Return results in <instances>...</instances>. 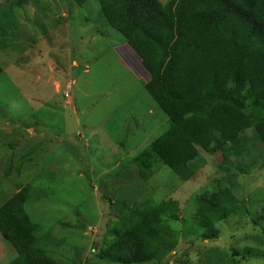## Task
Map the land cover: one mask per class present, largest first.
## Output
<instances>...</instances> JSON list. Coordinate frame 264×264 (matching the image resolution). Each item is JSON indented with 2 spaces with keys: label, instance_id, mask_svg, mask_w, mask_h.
Wrapping results in <instances>:
<instances>
[{
  "label": "rangeland",
  "instance_id": "374dc122",
  "mask_svg": "<svg viewBox=\"0 0 264 264\" xmlns=\"http://www.w3.org/2000/svg\"><path fill=\"white\" fill-rule=\"evenodd\" d=\"M0 20V207L31 187L27 211L48 238L51 258L114 264L100 259L120 222L114 204L175 201L178 241L150 264H264L262 145V159L228 162L223 151L200 150L206 165L187 183L156 162L146 182L135 159L171 124L113 50L123 39L100 4L0 0ZM213 107L209 102L197 115ZM225 190L236 210L217 225L219 238L206 241L196 222L201 199ZM17 257L0 235V264Z\"/></svg>",
  "mask_w": 264,
  "mask_h": 264
},
{
  "label": "trees",
  "instance_id": "16d2710c",
  "mask_svg": "<svg viewBox=\"0 0 264 264\" xmlns=\"http://www.w3.org/2000/svg\"><path fill=\"white\" fill-rule=\"evenodd\" d=\"M73 1L83 7L89 0ZM95 1L107 25L141 60L150 76L145 90L171 124L135 159L141 179L149 181L153 165L161 162L187 183L206 165L200 150L223 151L227 162L263 158L256 146L264 147V0ZM3 18L8 24V15ZM209 102L214 107L199 117ZM31 199L27 186L0 207V235L18 255L11 264H61L49 256L48 238L29 216ZM201 202L198 232L206 241L216 240L217 225L234 213L237 199L225 190ZM114 206L120 222L101 260L150 264L172 252L177 202Z\"/></svg>",
  "mask_w": 264,
  "mask_h": 264
},
{
  "label": "crops",
  "instance_id": "0c3cea01",
  "mask_svg": "<svg viewBox=\"0 0 264 264\" xmlns=\"http://www.w3.org/2000/svg\"><path fill=\"white\" fill-rule=\"evenodd\" d=\"M116 53V55L119 57L123 63L130 69H135L137 71V79H143V84H147L150 81L149 74L145 71V69L142 67L141 60L139 57L135 54V52L128 46L123 45L120 47H116L113 49ZM142 67L143 70L139 68V65ZM134 70V71H135ZM142 81V80H140Z\"/></svg>",
  "mask_w": 264,
  "mask_h": 264
},
{
  "label": "built area",
  "instance_id": "2783aa9c",
  "mask_svg": "<svg viewBox=\"0 0 264 264\" xmlns=\"http://www.w3.org/2000/svg\"><path fill=\"white\" fill-rule=\"evenodd\" d=\"M66 97H68V95H66Z\"/></svg>",
  "mask_w": 264,
  "mask_h": 264
}]
</instances>
